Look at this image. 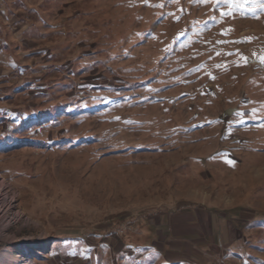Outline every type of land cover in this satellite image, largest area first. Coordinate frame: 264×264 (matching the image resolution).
Masks as SVG:
<instances>
[{"label":"rangeland","instance_id":"1","mask_svg":"<svg viewBox=\"0 0 264 264\" xmlns=\"http://www.w3.org/2000/svg\"><path fill=\"white\" fill-rule=\"evenodd\" d=\"M261 58L264 0H0V259L264 264Z\"/></svg>","mask_w":264,"mask_h":264},{"label":"crops","instance_id":"2","mask_svg":"<svg viewBox=\"0 0 264 264\" xmlns=\"http://www.w3.org/2000/svg\"><path fill=\"white\" fill-rule=\"evenodd\" d=\"M165 219V218H164ZM172 221V220H171ZM173 222V221H172ZM171 225V224H170ZM171 229H173V225H171ZM167 230H170L169 228H167ZM184 240V238L182 239ZM171 242V239L167 236V238L164 241V244H169ZM181 243V242H180ZM185 244V243H184ZM154 245V244H153ZM38 248H41V244H38L37 246ZM25 248L23 249V258H21V260H19V262H13L14 264H30V261L32 260L31 258H28V255L25 254ZM20 253L19 248H14V253L17 254ZM49 255L45 258L47 264H64L66 261H64V259L62 258V255H60L58 252L54 251L52 247H50V250L48 251ZM29 253V252H28ZM70 258H72L74 260V262L76 264L79 263V261H81V264H90L89 262V258L87 259H80V257L78 255H74V256H69ZM76 260V261H75ZM7 261L4 258L0 259V264H5ZM44 264V263H43Z\"/></svg>","mask_w":264,"mask_h":264},{"label":"bare ground","instance_id":"3","mask_svg":"<svg viewBox=\"0 0 264 264\" xmlns=\"http://www.w3.org/2000/svg\"><path fill=\"white\" fill-rule=\"evenodd\" d=\"M4 183H1L0 182V195L2 194V192H3V187H4V185H3ZM3 196V194L1 195V197H0V218H1V216L3 215V213H4V208L5 207H3V203H5L4 202V200H3V198L4 197H2Z\"/></svg>","mask_w":264,"mask_h":264},{"label":"built area","instance_id":"4","mask_svg":"<svg viewBox=\"0 0 264 264\" xmlns=\"http://www.w3.org/2000/svg\"><path fill=\"white\" fill-rule=\"evenodd\" d=\"M4 198H3V200H4V202L6 203L7 202V197H8V192H7V190L5 189V187H4ZM9 208H10V205L7 207V210H6V213L8 212V210H9ZM6 215V214H5ZM5 217V216H4ZM3 217V218H4ZM2 218V219H3Z\"/></svg>","mask_w":264,"mask_h":264},{"label":"snow or ice","instance_id":"5","mask_svg":"<svg viewBox=\"0 0 264 264\" xmlns=\"http://www.w3.org/2000/svg\"><path fill=\"white\" fill-rule=\"evenodd\" d=\"M217 2H219V0H217ZM228 55H232V53H228ZM242 59L245 60V61H247V58L246 57H242ZM261 59H262V62H264V58H261ZM217 67H221V65H217ZM229 163H233L234 164V162H232V161H229Z\"/></svg>","mask_w":264,"mask_h":264}]
</instances>
